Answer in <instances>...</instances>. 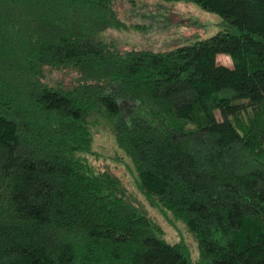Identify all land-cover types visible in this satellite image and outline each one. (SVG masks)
Here are the masks:
<instances>
[{
	"label": "trees",
	"instance_id": "1",
	"mask_svg": "<svg viewBox=\"0 0 264 264\" xmlns=\"http://www.w3.org/2000/svg\"><path fill=\"white\" fill-rule=\"evenodd\" d=\"M161 1L223 27L121 50L98 34L142 27L114 0H0V264H264V0ZM100 109L135 187L194 235L196 260L88 164Z\"/></svg>",
	"mask_w": 264,
	"mask_h": 264
},
{
	"label": "rangeland",
	"instance_id": "2",
	"mask_svg": "<svg viewBox=\"0 0 264 264\" xmlns=\"http://www.w3.org/2000/svg\"><path fill=\"white\" fill-rule=\"evenodd\" d=\"M114 5L119 17L128 25L142 27L138 30L108 29L98 34V39L112 41L121 50L130 48L170 49L213 36L223 27L222 17L219 14L205 10L193 2L114 0ZM217 62L231 66L230 58L223 54L217 56ZM46 76L53 83L61 80L67 84L77 74L72 70H47ZM100 110L94 114L93 122L88 124L93 134L91 152L85 154L88 164L95 170H109L120 177L127 195L135 198L136 203L141 205L162 226L164 239L169 243L181 242L191 259L196 260L199 250L194 235L170 213L150 206L135 187L133 173L127 165L128 160L121 157L122 153L115 145L112 122L106 118L103 110ZM116 156L125 162H116L114 160Z\"/></svg>",
	"mask_w": 264,
	"mask_h": 264
}]
</instances>
